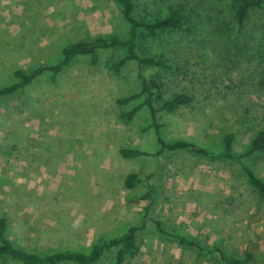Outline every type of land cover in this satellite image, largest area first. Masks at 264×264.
<instances>
[{
    "label": "rangeland",
    "instance_id": "1",
    "mask_svg": "<svg viewBox=\"0 0 264 264\" xmlns=\"http://www.w3.org/2000/svg\"><path fill=\"white\" fill-rule=\"evenodd\" d=\"M215 3L230 23V0L137 2V16L145 20L182 6L198 21L196 34L167 32L146 44L175 67L162 74L164 99L193 98L157 122L166 142L214 152L223 151L224 137L233 133L234 154L244 155L264 129V56L225 42L214 28ZM129 31L113 0H0V88L18 68L58 63L68 45L100 36L125 40ZM125 55L123 48L102 51L98 65L79 57L56 82L44 73L25 95L0 102V216L9 217L10 238L41 255L88 252L144 219L140 251L129 264H215L162 238L159 220L233 256L264 257V204L238 162L186 150L149 160L121 156L126 148L160 149L147 108L130 122L122 118L143 101L117 103L140 90L136 63L118 74L110 70ZM243 162L264 180V153ZM130 174L153 175L151 201L138 199L145 185L126 188ZM112 263L109 257L100 264Z\"/></svg>",
    "mask_w": 264,
    "mask_h": 264
},
{
    "label": "trees",
    "instance_id": "2",
    "mask_svg": "<svg viewBox=\"0 0 264 264\" xmlns=\"http://www.w3.org/2000/svg\"><path fill=\"white\" fill-rule=\"evenodd\" d=\"M113 1L119 5L122 19L130 27L127 39L123 40L116 35H112L81 40L63 48L62 58L56 64H45L34 70L18 68L13 72L11 82L0 88V102L14 99L18 95H25L44 73H50L53 82H56L79 57H89L93 65H98L102 51L123 48L126 51L125 57L112 62L110 70L118 74L127 63H136L140 90L136 94L120 98L117 103L127 106L140 99L143 101L131 111L124 113L122 118L126 122H130L139 111L147 108L152 118L151 126L155 129L160 149L155 154H151L138 148H126L121 150V156L128 160H149L154 156L162 158L167 152L186 150L193 155L210 159L236 161L242 166L249 184L257 191L259 201L264 204V180L257 177L253 170L243 162L246 156L264 153V129L256 133L251 141L249 151L244 155L234 154L233 133L224 137V147L221 152H214L186 141L169 143L161 136L157 122L158 115L161 113H175L181 108L189 106L193 98L180 93L164 99L162 74L173 71L175 67L171 64L169 57L166 58L153 51L149 52L146 44L150 41L158 42L167 32L182 33L186 36L196 34L198 29L195 25L198 21H195L193 15V18L191 17V13L190 15L185 14V9L182 6L178 9L170 8L171 10L168 13L158 15L153 20H145L137 16L138 0ZM230 1L232 3L229 13L230 23L221 20L222 10L217 6L219 4L215 3L218 7L213 16L214 18L212 17V20H215V30L218 31V34L224 36L227 44L231 41V45L235 46V50H251L259 53L261 57L264 56V0ZM240 43L241 46H239ZM152 177L151 174L143 179L137 174H130L125 181V186L127 189H135L140 185H145L146 193L138 199L151 201L156 193V186ZM154 222L156 230L162 238L178 244L184 249L193 250L199 256L215 264H264V257H256L253 254L236 257L228 254L221 247L205 245L194 238L171 232L159 220ZM144 227L145 220L143 219L138 225L131 226L124 234L94 244L88 252L68 250L41 255L27 251L10 238L11 224L8 215L4 213L0 216V264H100L109 257L113 260L112 264H129L140 251L138 233Z\"/></svg>",
    "mask_w": 264,
    "mask_h": 264
}]
</instances>
